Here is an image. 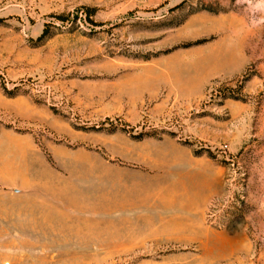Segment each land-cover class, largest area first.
Listing matches in <instances>:
<instances>
[{"label":"rangeland","instance_id":"1","mask_svg":"<svg viewBox=\"0 0 264 264\" xmlns=\"http://www.w3.org/2000/svg\"><path fill=\"white\" fill-rule=\"evenodd\" d=\"M261 21L0 0V264H264Z\"/></svg>","mask_w":264,"mask_h":264},{"label":"trees","instance_id":"2","mask_svg":"<svg viewBox=\"0 0 264 264\" xmlns=\"http://www.w3.org/2000/svg\"><path fill=\"white\" fill-rule=\"evenodd\" d=\"M48 35V30L45 31L43 38L46 37ZM142 137L140 136L138 139H141Z\"/></svg>","mask_w":264,"mask_h":264},{"label":"clouds","instance_id":"3","mask_svg":"<svg viewBox=\"0 0 264 264\" xmlns=\"http://www.w3.org/2000/svg\"><path fill=\"white\" fill-rule=\"evenodd\" d=\"M238 2H239V0H238ZM259 3L264 4V0H259ZM261 22H264V21H261ZM257 23H260V22H257Z\"/></svg>","mask_w":264,"mask_h":264}]
</instances>
